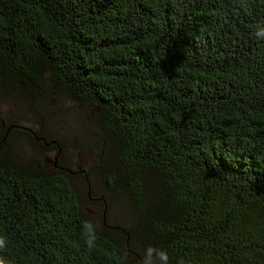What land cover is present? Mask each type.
<instances>
[{
	"label": "trees",
	"instance_id": "16d2710c",
	"mask_svg": "<svg viewBox=\"0 0 264 264\" xmlns=\"http://www.w3.org/2000/svg\"><path fill=\"white\" fill-rule=\"evenodd\" d=\"M261 27L264 0H0V102L28 86L30 106L95 108L68 135L55 114L0 111L6 255L264 264Z\"/></svg>",
	"mask_w": 264,
	"mask_h": 264
},
{
	"label": "rangeland",
	"instance_id": "374dc122",
	"mask_svg": "<svg viewBox=\"0 0 264 264\" xmlns=\"http://www.w3.org/2000/svg\"><path fill=\"white\" fill-rule=\"evenodd\" d=\"M29 89L30 88L28 86H20L15 89L14 88L10 89V92H8L7 96L3 99L2 102H0V111L4 110L6 112L8 110L10 113L15 112L18 115L19 113L18 107H22L20 111H22L23 109L25 111L24 113L25 115L27 113L31 114L35 108H37L38 112L39 113L41 112L43 116H44L43 112H45V116H51L55 114V116H57V122H55V124L57 125L56 127L61 131L60 133H63L65 135H68L67 133L69 132L70 133L80 132L78 131V128L85 127L87 123H89L87 120H89V117L92 114H94L93 112H95V108L90 104L85 107L79 106L73 103V101H71L68 97L54 93L52 95L46 94L45 97L43 95H37V96L35 95L38 101V105L40 106H30V103H27L25 99L29 97L28 95ZM22 92L27 93V96L25 94H22ZM81 118L84 119L81 120ZM19 119H21L20 120L21 123L24 122L23 118L20 117ZM79 123L80 125H78ZM86 136H90V134L86 133ZM83 137L85 138L84 135ZM68 149L72 151L71 147H68ZM29 151L31 152V150ZM82 154L83 152L81 153L77 152L75 155V157L76 156L79 157L78 158L79 162L80 161L82 162L83 160L86 159L84 156H82ZM44 159L46 161H49L51 160V156L46 155Z\"/></svg>",
	"mask_w": 264,
	"mask_h": 264
},
{
	"label": "clouds",
	"instance_id": "9594fccd",
	"mask_svg": "<svg viewBox=\"0 0 264 264\" xmlns=\"http://www.w3.org/2000/svg\"><path fill=\"white\" fill-rule=\"evenodd\" d=\"M261 32H264V27L258 28L255 31V35L259 37ZM92 224L93 223L91 221H85L83 225L84 231L82 233L84 237V244L87 246L89 251H93L96 249L97 238L99 236L96 227L89 229V226ZM7 244H8L7 234L6 233L0 234V264H16L15 259L10 258L6 255ZM147 250L155 251L157 253V256L154 258V264H169V258L166 250L157 249L153 246H149ZM181 264H183V262H181Z\"/></svg>",
	"mask_w": 264,
	"mask_h": 264
}]
</instances>
